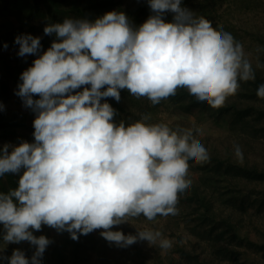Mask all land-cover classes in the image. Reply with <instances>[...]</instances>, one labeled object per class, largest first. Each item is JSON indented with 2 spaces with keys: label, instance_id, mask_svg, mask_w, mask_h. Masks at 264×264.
I'll use <instances>...</instances> for the list:
<instances>
[{
  "label": "clouds",
  "instance_id": "clouds-1",
  "mask_svg": "<svg viewBox=\"0 0 264 264\" xmlns=\"http://www.w3.org/2000/svg\"><path fill=\"white\" fill-rule=\"evenodd\" d=\"M148 3L153 15L139 27L118 11L94 22L66 18L49 24L44 33L56 40L43 54L39 37H16L20 57L38 56L21 73L15 93L36 118L33 143L0 150V177L22 172L17 187L0 191V239L3 245L29 242L35 251L28 258L14 249L6 257L0 247V260L7 264H41L52 243L33 234L42 226L66 231L74 241L78 234L102 230L118 247L138 240L172 247L160 231L125 235L112 228L141 215L149 221L177 215L179 198L192 183L189 161L207 162L208 151L190 128L146 124L147 117L117 124L116 110L101 100L119 102L120 91L127 90L156 105L184 88L219 108L255 73L231 33L181 7V0ZM165 12L174 14L172 22H165ZM256 95L264 99V84ZM234 154L243 161L239 145Z\"/></svg>",
  "mask_w": 264,
  "mask_h": 264
},
{
  "label": "rangeland",
  "instance_id": "rangeland-1",
  "mask_svg": "<svg viewBox=\"0 0 264 264\" xmlns=\"http://www.w3.org/2000/svg\"><path fill=\"white\" fill-rule=\"evenodd\" d=\"M38 1L45 13L55 0ZM73 1L78 3V12L84 11L86 0H65L62 4L67 10ZM182 3L192 13L201 3L209 14L214 12L212 26L231 33L243 45L255 79L241 81L236 94L219 108L208 105L186 109L181 102L169 98L153 105L147 98H136L127 90L120 91L119 102L111 97L101 100L116 110L114 122L117 124L123 121L127 126L147 117L146 124L165 123L174 130L190 128L208 151L207 162L189 161L188 178L192 183L179 198L177 215H158L152 221L141 215L112 228L125 235H136L138 230L160 231L163 238L172 242V247L165 250L159 247V241L150 245L146 240L118 247L100 235L102 230L78 234L79 239L74 241L66 231L58 233L42 226L41 231L33 234L45 235L52 243L46 248L41 264H264V99L256 95L258 87L264 84V3L258 7H254L252 0H218L214 5L208 0H181ZM89 4L88 12L94 18L110 11L123 12L134 27L153 15L148 0H96ZM77 10L70 9L68 15L59 14L81 19ZM169 14L173 13L165 12L163 17ZM41 48L39 54L45 51V46ZM82 90L83 87L77 89ZM16 99L10 101L13 108L10 119L14 115L15 120L21 116L28 123L29 117H36L24 106L22 98ZM4 112L5 109H0V150L6 144L33 143L34 140L27 137V133L33 132L26 128L16 135H3L6 131L1 127L6 119ZM17 123L15 121L16 126ZM234 145H239L243 152L242 162L234 154ZM21 174H16L18 180ZM9 189H12L10 180L0 177V191ZM2 229L0 225V233ZM3 246L2 255L6 257H10L14 249H20L28 258L35 251L26 241L3 245L0 239V247ZM57 248L65 256L64 263L54 257ZM0 264L7 261L0 260Z\"/></svg>",
  "mask_w": 264,
  "mask_h": 264
},
{
  "label": "crops",
  "instance_id": "crops-1",
  "mask_svg": "<svg viewBox=\"0 0 264 264\" xmlns=\"http://www.w3.org/2000/svg\"><path fill=\"white\" fill-rule=\"evenodd\" d=\"M32 1L29 0L31 3ZM24 2L25 0H0V105H2L0 109H5L4 117L6 119H4V123L1 125L6 130L3 133L4 136L16 135L22 128H26L28 131L34 133L32 131L34 130L33 121L36 118L29 117L27 119L28 123H26L25 117L19 116L17 120H15V115L11 119L9 117L11 115L10 110H13L10 101L13 98H17L16 100L18 101L21 100L15 94L19 90L18 85L22 83L20 75L27 68L31 67L35 60L32 55L20 57L17 54L19 45L15 43L16 37L26 34L39 37L40 43L41 45L43 44L42 46H45L46 51L52 42L56 40V36L55 34L45 35V26L53 23H63L66 18H70L64 14H59L58 11H54V1L49 4L51 8L46 10L43 15L30 6L26 7ZM5 44L7 48L4 47ZM10 54H13V56ZM11 91H13L14 95H11ZM33 99H39V96H34ZM29 112H32L31 115L36 114L30 108ZM15 121L21 124L16 126ZM33 133H27V137L34 140Z\"/></svg>",
  "mask_w": 264,
  "mask_h": 264
},
{
  "label": "trees",
  "instance_id": "trees-1",
  "mask_svg": "<svg viewBox=\"0 0 264 264\" xmlns=\"http://www.w3.org/2000/svg\"><path fill=\"white\" fill-rule=\"evenodd\" d=\"M217 1L218 0H208V2L212 3L213 5ZM252 1L254 3V7H258V5H263V3H264L262 0H252ZM84 2L86 3L84 11L79 10V12H78V10H77V7H78L77 4L78 3L76 1H73V4H71V7H68L69 10L68 9L66 10L65 5L63 6V4H62V3H65V0H63V1L55 0L54 1L55 7L53 9L55 11H58V13L63 12L66 15H68V12L70 11V9L75 10V11L77 10V13L80 14L81 19H87L89 21L94 22L96 18H94V16L91 13H89L88 10L91 8V4H89V2L90 3H96V0H86ZM24 3L26 5V7L30 6V7H32V9H35L36 11H38L39 14H41V15L44 14L40 5H39L38 0H33L32 3L29 2V0H25ZM102 3H103V1L99 2V5H102ZM181 7L184 8L183 3L181 5ZM193 14H195L197 17L202 16V17L206 18L207 20L211 21V23H213V21H214L213 20L214 12L209 14L208 9L204 3H201L198 6H196L195 12ZM211 15L213 16L212 18H211ZM74 16H76V14ZM163 18H164L165 22H172L173 14L166 15ZM71 19H73V18H71ZM169 99L175 100L178 103L181 102V105H183V108H186V109H189L191 107L208 106V104L206 102L197 101L195 99V97L190 95L188 93L187 89H184V88L178 89L176 92V95L169 97ZM17 125H20V124L17 123ZM5 176L10 180V185L12 188H15L18 186V179L16 177V174H6ZM54 257L64 263L65 256L59 248H57L55 250Z\"/></svg>",
  "mask_w": 264,
  "mask_h": 264
}]
</instances>
